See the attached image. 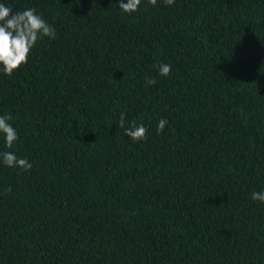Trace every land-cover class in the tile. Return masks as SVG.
<instances>
[{
  "label": "trees",
  "instance_id": "trees-1",
  "mask_svg": "<svg viewBox=\"0 0 264 264\" xmlns=\"http://www.w3.org/2000/svg\"><path fill=\"white\" fill-rule=\"evenodd\" d=\"M0 3L55 29L0 72V264H264V0Z\"/></svg>",
  "mask_w": 264,
  "mask_h": 264
},
{
  "label": "clouds",
  "instance_id": "clouds-1",
  "mask_svg": "<svg viewBox=\"0 0 264 264\" xmlns=\"http://www.w3.org/2000/svg\"><path fill=\"white\" fill-rule=\"evenodd\" d=\"M142 0H119V8L126 14L132 15L139 10ZM152 6L157 5V0H148ZM164 3L171 6L175 0H164ZM42 37L55 38V29L46 22L42 15L38 14L36 9L27 8L23 11L13 13V10L0 3V72L8 76H12L14 71H18L20 67L27 63L30 53L37 42ZM159 75L168 76L171 72V66L161 64L158 67ZM148 83L156 84V79H148ZM11 116H0V133L4 135L8 148H12L18 140V133L9 123ZM168 121L161 119L158 122L157 133L163 132ZM120 128H124L125 119L123 114L118 122ZM126 135L134 142H139L147 138V129L143 124L137 126L135 121L131 127L125 129ZM3 163L9 168H20L30 170L32 164L27 159H18L13 153L6 151L2 154ZM6 192L11 193V188H6ZM251 199L264 203V192L251 193Z\"/></svg>",
  "mask_w": 264,
  "mask_h": 264
}]
</instances>
